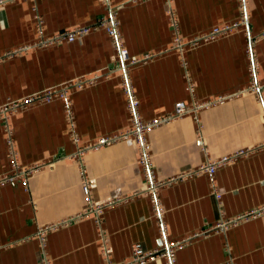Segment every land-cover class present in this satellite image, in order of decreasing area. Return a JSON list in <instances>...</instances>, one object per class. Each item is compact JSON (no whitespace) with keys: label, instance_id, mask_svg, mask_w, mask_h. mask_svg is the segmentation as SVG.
<instances>
[{"label":"crops","instance_id":"0c3cea01","mask_svg":"<svg viewBox=\"0 0 264 264\" xmlns=\"http://www.w3.org/2000/svg\"><path fill=\"white\" fill-rule=\"evenodd\" d=\"M2 1L0 109L82 80L86 83L70 89L81 145L127 131L132 117L121 87L119 54L106 29L92 28L72 42L55 38L105 20L109 13L103 1ZM246 1L243 23L239 0H110L130 56L142 59L129 74L143 122L166 117L178 102L231 96L200 111V133L192 115L146 131L155 181L165 182L157 196L167 240L183 242L177 264H264V147L259 148L264 144V0ZM170 7L177 12L182 40L197 42L175 47ZM236 23L225 34L201 38ZM8 114L22 167L38 168L28 185L0 183V264H41L40 228L73 217L45 234L51 264H105L96 215L77 218L89 203L80 166L72 158L77 145L64 102L27 103ZM249 148L256 150L217 168L220 199L208 172L170 180L197 171L208 159ZM84 160L91 199L111 203L101 217L113 263L129 260L136 243L161 248L135 139L89 151ZM12 171L0 121V177ZM145 264L167 263L160 258Z\"/></svg>","mask_w":264,"mask_h":264},{"label":"built area","instance_id":"2783aa9c","mask_svg":"<svg viewBox=\"0 0 264 264\" xmlns=\"http://www.w3.org/2000/svg\"><path fill=\"white\" fill-rule=\"evenodd\" d=\"M105 7L108 9V17L100 22L98 25L94 27H84V28H77L73 29L71 31H67L65 33L57 35L55 37L56 39H67L68 41H74L76 37H81L88 33L92 28L96 29L99 26H102L106 29L108 32L112 44L115 48V50L119 54V71H120V78H121V87L123 89V92L127 99V108L129 113L132 117V123L129 129L120 135H114L111 137H103L99 139L95 144L93 145H81L79 135L74 130V124H75V112L73 107V101L71 98V86H82L86 81H77L76 83L65 85L64 87L59 88H51L46 91H43L41 93L36 94L33 97H30L22 102L12 103L10 105H7L0 109V121L2 122V125L4 127L5 133H6V142H7V149H8V155L9 159L12 164L13 171L12 173L5 175L4 177H0V183L5 182H21L25 185H28L29 183V177L30 175L37 170L38 167H28L24 168L22 167L20 163V156L19 151L17 148V142H16V136H15V130L12 127L10 123L9 118V112L17 109L21 105H25L27 103H45V102H51L54 99H61L64 102L65 107V117L67 121L72 125V140L77 145V151L72 156L74 158L81 169L82 178H83V191L84 194L87 195L88 199V209L85 213L79 215L80 218L85 215L89 214H95L96 215V223L99 227V240H100V248L101 253L103 255L105 264H115L113 263L111 259V247L108 239L107 232L102 227V213L105 209V207L109 206L111 203L107 204H95L93 200L90 197V187L89 182L86 177V165L84 157L89 151L96 150L98 148H101L105 145H110L113 142L120 140V139H126L129 137H133L138 145V149L140 152V162L144 168L146 178L148 180L149 186L147 187L146 194L151 197V200L153 202V207L155 210V216L157 219V225L160 233V238L162 240L163 245L161 248L148 250L145 249L141 244L136 243L133 245L132 249V257L124 261L120 264H145L147 262L155 261L157 259L163 258L166 260L167 264H177V251L183 244L181 241L176 242H170L167 240V225L164 220V211L162 209L161 203L159 201V198L157 196V191L159 187L165 182L155 181L154 173L152 169V158H151V146L148 143L146 139V131H148L150 128L161 125L163 123H167L169 121H172L174 119L186 116V115H192L195 120L199 123L198 132L200 133L202 130V126L199 121V113L201 110L209 108L211 106H214L218 103H223L226 100L231 99V96H220L217 99L205 101V102H198L196 100H193L190 104H186L183 102H178L175 105L174 111L167 115L166 117L156 119L151 122H143L140 118L138 106L139 102L137 99V95L134 91V87L130 78V68L135 65L136 63L140 62L142 59H139L138 57H132L130 56L128 49L126 48L124 44V40L122 37V33L120 30V21L117 17L116 10L111 6L110 0H102ZM3 2L0 0V3ZM171 1H169L170 3ZM240 4V11H241V17L242 22L244 23L246 20V11H247V1L246 0H239ZM169 22L171 29L174 33L175 37V47L179 49H183L184 46L192 44L197 42L199 39H195L192 41H184L180 37V26H179V18L177 15L176 10L173 7H170L169 11ZM237 25V23L233 26H224L219 28H214L209 33L205 34L203 39H209L216 37L221 34H225L232 30ZM37 27L39 31L42 30V19L41 17L37 16ZM45 39H42L41 42L43 43ZM249 53L252 51L250 48L248 49ZM185 66V69L187 70V63H183ZM252 69L255 71L257 69V62L253 61ZM187 77L189 80V89L192 92L193 91V85L189 77V72L187 70ZM264 147V144L260 145L259 148ZM255 149L249 148V149H241L239 151H236L235 153L225 156L218 160H212L208 159L203 165H201L197 171H192L186 174H182L178 177H173L170 180L174 181L180 178H184L186 176L193 175L194 173L198 172H208L212 177V191L216 195L218 199H220L221 194L218 189V185L216 181L214 180V175L216 173V170L221 165L233 161L237 158L243 157L244 155H247L251 152H253ZM170 181V182H171ZM127 200V199H125ZM75 218L66 219L64 221H61L56 224L47 225L45 227L40 228L39 230V236L41 237L43 241V251H42V262L41 264H51V259L48 256L47 249H46V239L45 234L47 231L51 229H56L59 226L65 225ZM225 224L220 223L219 227H223Z\"/></svg>","mask_w":264,"mask_h":264}]
</instances>
